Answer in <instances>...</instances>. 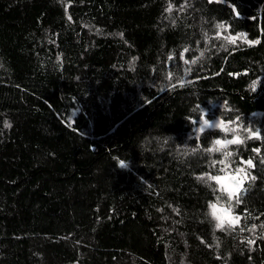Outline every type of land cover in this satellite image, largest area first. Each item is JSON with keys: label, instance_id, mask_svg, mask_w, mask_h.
I'll list each match as a JSON object with an SVG mask.
<instances>
[{"label": "trees", "instance_id": "obj_1", "mask_svg": "<svg viewBox=\"0 0 264 264\" xmlns=\"http://www.w3.org/2000/svg\"><path fill=\"white\" fill-rule=\"evenodd\" d=\"M262 226L264 0H0V264H264Z\"/></svg>", "mask_w": 264, "mask_h": 264}, {"label": "snow or ice", "instance_id": "obj_2", "mask_svg": "<svg viewBox=\"0 0 264 264\" xmlns=\"http://www.w3.org/2000/svg\"><path fill=\"white\" fill-rule=\"evenodd\" d=\"M210 2H212V0H210ZM171 10H172V6L169 5V8L167 9V11L170 12ZM216 27L217 28H223L224 25L223 24H217ZM239 35L242 38L246 39L245 34H239ZM225 39L228 41V43H231V44H235L236 43V37H226ZM247 42L249 44L257 43V41H247ZM185 51H187V49ZM192 63H195V61H192ZM256 83H257L256 81H253V84L251 85L253 90H255V88H256ZM217 126L218 125L216 123H214V122L210 123L208 121H205V125H204L205 128H215ZM199 130L203 131L204 128H201ZM224 130L225 131H235V129H230V128H225ZM246 131H250V130L246 129ZM252 137H256L257 139H259L260 137H259L258 131L257 132H250L249 138H252ZM236 143H243V141L241 139H239L238 136L234 137L232 140H224V141L216 140L214 142V145H218L219 147H213L212 149H209V151H220L222 148H226L227 145L236 144ZM254 151L259 152L260 150L259 149H254ZM230 155H231V153H227V152L225 153L226 158L228 156H230ZM243 163L246 164L248 166V168L254 167L252 159H248V160L244 161ZM121 164L123 166V162H121ZM207 179L215 180V181L219 182L221 180V177H219V176H209V177H207ZM233 179L237 183V188L228 190V195H229L230 198H234L235 202L237 204H239V203H241L239 192L241 190H243L242 186H243L244 180L251 179V180L254 181L256 179V177L255 176H249L247 174V172H246V169L241 167V168H237L236 169V176ZM212 208H213V215L215 216V214H216L215 213L216 205L213 204ZM227 223H228L229 227H233L234 228V226L239 223V219L238 218L230 219V220H228ZM216 227L217 228H223L224 227V222L222 221L220 223H217ZM262 227H264V226H262ZM249 243H254V241H249Z\"/></svg>", "mask_w": 264, "mask_h": 264}, {"label": "rangeland", "instance_id": "obj_3", "mask_svg": "<svg viewBox=\"0 0 264 264\" xmlns=\"http://www.w3.org/2000/svg\"><path fill=\"white\" fill-rule=\"evenodd\" d=\"M234 177H231V178H229V177H225L224 179H223V182L225 183V184H227V185H230L231 187H236V182L234 181V179H233ZM221 206H223V205H221ZM225 206V205H224ZM212 211H213V208H212ZM215 215H216V217L217 218H221V214H223L222 213V211H220V208L219 209H215ZM229 212H227V214H228Z\"/></svg>", "mask_w": 264, "mask_h": 264}, {"label": "water", "instance_id": "obj_4", "mask_svg": "<svg viewBox=\"0 0 264 264\" xmlns=\"http://www.w3.org/2000/svg\"><path fill=\"white\" fill-rule=\"evenodd\" d=\"M235 176H236V174H229V175H226L225 177L231 178V177H235ZM233 188H237V184H236V187H233ZM221 210H223L226 214H227V212H229V209L226 206H224V205L221 206Z\"/></svg>", "mask_w": 264, "mask_h": 264}]
</instances>
